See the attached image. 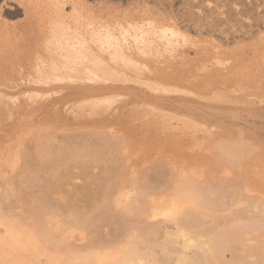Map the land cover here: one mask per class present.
<instances>
[{
    "label": "bare ground",
    "instance_id": "6f19581e",
    "mask_svg": "<svg viewBox=\"0 0 264 264\" xmlns=\"http://www.w3.org/2000/svg\"><path fill=\"white\" fill-rule=\"evenodd\" d=\"M0 218L44 264H264V0H0Z\"/></svg>",
    "mask_w": 264,
    "mask_h": 264
},
{
    "label": "snow or ice",
    "instance_id": "6c2138e0",
    "mask_svg": "<svg viewBox=\"0 0 264 264\" xmlns=\"http://www.w3.org/2000/svg\"><path fill=\"white\" fill-rule=\"evenodd\" d=\"M116 27L119 29L123 40L120 37H113V29L108 28L106 30L102 29L101 32L105 33V38L108 41V46L115 47L116 49L123 51L124 46L131 47L129 38L134 30V26L129 24L127 26L128 30L125 31L124 27L117 24ZM149 28L153 25L149 24ZM139 26H137V29ZM136 40V44L139 47V39L132 37ZM142 54H145L142 52ZM139 67V65H137ZM91 82V81H90ZM112 99H106L100 101L104 105L110 106L112 104ZM13 168L16 167L15 162L11 165ZM191 200V205L185 203L184 200ZM191 208L199 210V200L198 198L192 196H173L171 203L167 210L164 212L166 219L172 222H177L178 219L186 214ZM0 228L5 231V236L0 237V264H44V260L40 259V253L43 248H46L47 241L40 237L33 231L24 229L23 231H17L15 227H9V224L5 222L4 219L0 218ZM185 241H189L187 234L181 233ZM11 237L9 240L8 238ZM6 245V247H4ZM7 254L8 259H4V255ZM97 264H171V262H161L151 258H139L129 260L127 258H121L120 249H107L102 252H97ZM48 264H82L81 261H67L64 260H52L48 261ZM175 264H187L183 259L177 260Z\"/></svg>",
    "mask_w": 264,
    "mask_h": 264
},
{
    "label": "rangeland",
    "instance_id": "374dc122",
    "mask_svg": "<svg viewBox=\"0 0 264 264\" xmlns=\"http://www.w3.org/2000/svg\"><path fill=\"white\" fill-rule=\"evenodd\" d=\"M108 219H109V220H108ZM114 219H115V220H114ZM106 220H107L108 223H109V222H110V223H111V222H114V221H116V220H117V221H116L117 224L119 223V222H118V219H116V218H114V217H111V216L107 217ZM111 220H112V221H111ZM115 224H116V223H115ZM115 224H114V223H112L111 225L109 224L110 226L113 225V226H112L113 229H112V227H106V228H104V229L102 228V229L104 230L105 233H107V231H108V235H105V233H104L103 230L101 229L102 231H100V237H99V238H100L101 240L103 239V240H102L103 242H104V239L106 240L107 238H108L109 240L107 239L108 241H106V242H109L110 240H111V242H112V241L114 240V238H112V237H114V236H113L114 229H117V228H119V226H121V224H119V226H118L117 224H116V226H114ZM117 226H118V227H117ZM116 227H117V228H116ZM121 227H122V226H121ZM121 227H120V229H121V231H122V228H121ZM107 228H108V229H107ZM110 228H111L112 231L109 230ZM120 229H118V230H119L118 232H121ZM102 234H103V235H102ZM104 235H105V236H104ZM103 236H104L105 238H104ZM108 236H109L111 239H110ZM111 236H112V237H111ZM226 257L230 259V254H229L228 252H226Z\"/></svg>",
    "mask_w": 264,
    "mask_h": 264
}]
</instances>
